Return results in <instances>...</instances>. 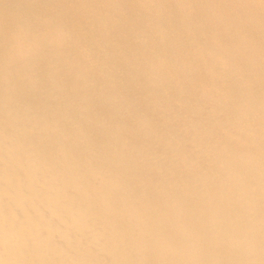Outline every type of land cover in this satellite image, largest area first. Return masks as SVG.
<instances>
[{"label":"bare ground","instance_id":"6f19581e","mask_svg":"<svg viewBox=\"0 0 264 264\" xmlns=\"http://www.w3.org/2000/svg\"><path fill=\"white\" fill-rule=\"evenodd\" d=\"M0 264H264V0H0Z\"/></svg>","mask_w":264,"mask_h":264}]
</instances>
